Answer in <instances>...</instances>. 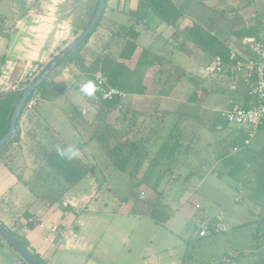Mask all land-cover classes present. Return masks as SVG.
Masks as SVG:
<instances>
[{"label": "rangeland", "instance_id": "1", "mask_svg": "<svg viewBox=\"0 0 264 264\" xmlns=\"http://www.w3.org/2000/svg\"><path fill=\"white\" fill-rule=\"evenodd\" d=\"M96 4V0H0V40L7 38L2 32H7L14 25L9 24L10 20L14 22L22 12L32 11L37 16L29 17L27 25H40L48 31L50 38L47 47L51 44L52 36H58L59 45L52 51L50 58L82 32ZM217 6L220 8L203 4L198 8L197 20L210 27L218 39L231 46L236 40L230 34L229 17L232 11H235L237 19L244 22L245 26L249 25L255 14L264 23V0H222ZM217 11H225L228 17L218 15ZM39 15L48 20L38 18ZM181 22L179 26L181 24V28L187 30V23ZM131 23L127 11H110L105 8L99 26L78 58L88 65L103 53L117 57L122 43L113 33ZM75 28L78 30L77 36L73 34ZM164 28H167L166 25ZM169 30L158 29L153 35L147 33L141 25L138 27L140 34L137 38L139 46L165 60L170 58V65L163 63L166 71L170 69L164 87L162 82L166 76L156 79L154 87V80L147 78L143 94H127L120 100L125 105L124 109L129 107L130 110L143 113L137 124L144 120L142 137L152 141L147 146L148 153L154 157L157 154L159 158V148L166 141L168 133L173 131L175 140L180 142L176 154L178 160L175 159L169 169L161 158L154 178L144 184L137 177L129 175L132 170L129 166L126 170L114 169L105 150L96 142L90 143L89 150L93 156L89 158L88 165H97L94 176L100 188L98 201L107 203L114 215L107 219L112 221L113 233L123 232L128 239L124 247L120 245L121 251L115 253V262L121 256L122 264H264V224L256 222L255 202L250 196V188L255 189L257 186L247 183L254 168L264 177V149L254 152L247 149L248 145L231 153L239 129L226 123L219 114L230 93V80L217 75L205 76L204 67L210 61L209 56L191 49L190 45L182 51L177 49L175 43L168 42ZM172 41L177 43L174 39ZM157 64L152 65V73L158 70ZM178 68L186 73V77L179 76L176 71ZM62 69L63 65H59L56 71ZM38 70L39 66L37 74ZM67 71V79L57 76L59 85L51 87L49 91L56 92L58 96L56 106L64 110L70 108V111H80L87 104L82 103L81 106L78 93L73 88L78 72L72 65L67 67ZM12 86L0 91L11 90ZM60 89L66 90L64 94L61 95ZM190 93L195 95L194 101L188 100ZM90 115H84L78 121L81 133H87L82 126L88 128L89 138L94 133V125L87 123L92 120ZM263 139L264 135L261 136V131H257L249 143ZM186 155L190 157L188 161L185 160ZM217 155L223 157V160H218ZM86 156L88 158L90 154ZM82 158L87 161L86 157ZM142 161V167H148L147 160ZM189 171L193 174L186 179ZM45 183L48 185L50 181L46 180ZM85 183L81 182L82 185ZM154 184L160 193L158 198L152 189ZM260 186L264 187L263 182ZM147 200L152 201V206H145V214L152 211L155 220L147 215H116L132 205L142 207V203ZM200 229L205 231L204 237L198 236ZM1 241L6 249L0 250V261L14 264V257H18L19 253ZM71 253L65 250L54 252V260L63 263L68 257L74 258Z\"/></svg>", "mask_w": 264, "mask_h": 264}, {"label": "crops", "instance_id": "2", "mask_svg": "<svg viewBox=\"0 0 264 264\" xmlns=\"http://www.w3.org/2000/svg\"><path fill=\"white\" fill-rule=\"evenodd\" d=\"M200 1L202 4H211L212 7L220 8L217 5L222 0ZM173 2L180 5L182 0H173ZM137 5L138 0H106L105 8L110 11H127L129 14L136 10ZM27 12H22V15L18 16L14 22L10 20L9 24L14 23V25L7 32H2L8 39L4 36L5 39L0 40V90L17 85L18 82L33 74L36 76L38 66L46 65L50 61V54L59 45L58 36L55 34L52 36L50 46L47 47V41L50 38L48 31L43 30L40 25H27L29 17L37 16L32 14V11ZM38 18L48 20L40 15ZM182 20L189 26L187 17ZM144 23L149 28L147 30L143 26L147 33L151 32L153 35L158 29H170L168 42L175 43L174 46L177 48V43L170 37L172 29L168 26L164 28L165 25L163 26L152 12L145 13ZM141 25H137V31ZM178 29L183 32L185 30L181 28V24L178 25ZM138 33L140 34L139 31ZM86 46L87 44L84 47ZM166 59L171 62L170 58ZM67 72L62 74L60 70V75L67 79ZM52 83L54 87L59 85L58 77L53 78ZM65 91L59 90L61 95ZM55 93L50 91L45 99L40 97V101L33 109L25 107L22 110L17 121L19 140L12 143L0 157V225L19 236L45 264H122L121 256L116 259V262L114 257H116L115 253L118 254V251H121L120 245L124 247L128 239L123 232L113 233L112 221L109 222L107 219L114 215L107 203L98 201L100 188L94 176L97 165H88L89 158L93 156L89 150L92 142L89 138L90 132L87 131V127L82 126L87 133H81L78 124L79 119L84 115L91 113L89 117L93 118L94 108L89 101L92 97L84 100L78 94L81 106L85 103L87 107H82L80 111L74 109L70 111V108L64 110L56 106L58 96ZM247 102V96L241 91L230 90L223 109L233 105H247ZM257 131H261L263 136L264 124ZM237 133L232 146L237 144L236 141L242 136L240 130ZM147 142L149 145L152 141L147 139ZM68 147L77 150L78 154L74 159L69 160L57 153V148ZM247 149L254 152L264 149V139L260 142L256 140L254 143L251 141ZM87 153L90 154L88 158ZM82 157H86L87 161H84ZM185 158L188 161L190 157L186 155ZM217 159L221 161L223 157L217 155ZM228 159L229 157L226 160ZM80 166H86V168L95 166V168L92 173L84 175L76 184L69 186L67 178L78 176ZM173 168L175 169L174 166ZM257 172L259 171L255 168L250 172L247 183L257 186L255 189L250 188V196L255 202L253 204L256 222L264 224L262 221L264 187L260 186L262 182L264 184V177ZM192 174L193 172L189 171L186 179ZM46 180L50 181L48 185L45 183ZM83 181H86L87 187L81 184ZM134 207L135 205L124 208L116 215L132 216ZM136 208L139 212L135 214V217L147 215L143 206H136ZM147 216L152 219L149 215ZM39 222H43L46 227L40 228L37 225ZM52 224L58 226V231L54 244H49L45 238L49 234L47 228ZM5 249V245L0 241V250L5 251ZM60 250L72 252L74 258L68 257L63 263H59L58 259L54 260V252ZM14 260V264H21L17 262V258L14 257ZM0 264H9V262L3 260ZM133 264L136 263L133 262Z\"/></svg>", "mask_w": 264, "mask_h": 264}, {"label": "trees", "instance_id": "3", "mask_svg": "<svg viewBox=\"0 0 264 264\" xmlns=\"http://www.w3.org/2000/svg\"><path fill=\"white\" fill-rule=\"evenodd\" d=\"M202 5L203 4L200 0H182L180 5H176L173 0H138L136 10L129 12V16L133 21L132 24L128 27H121L118 31L113 33L122 43L119 55L117 57H112L107 53H103L97 56L90 64L86 65L78 57L90 36L100 24L106 7L105 0L103 12L92 33L80 46L66 57L60 65H63V68L72 65L77 69L78 73L74 78L73 88L84 100H87L88 97L80 92V85L87 80H92L95 83V76L97 74L106 78L109 86L118 89L125 95L143 94L146 90L144 81L147 78L154 80L152 82V87H154L156 79L160 78L162 75H164V77L166 76L165 81L162 82V87H164V84L167 82L166 80L169 78L168 74L170 69L166 71V68H163V63L166 62L168 65L171 63L169 60H165L164 57H159L158 55L153 54L149 49L137 44V38L139 35L136 30L137 25L142 24L147 30L149 29L144 23V17L147 11L152 12L157 18H159L161 23L172 29L170 37L176 41L178 40L177 49L182 51L190 45L191 49L203 52L205 55H208L210 59L220 56L227 61L231 52L234 51L235 48H240L241 41L244 38L257 37L259 34L264 33V23L262 20L258 19L256 14L252 21H250L249 25L245 26L244 22L237 19L235 11H232L231 17H229L231 21L230 34L234 36L236 40L233 46H231L218 39L210 27L208 28L199 23L197 20V17L199 16L198 8ZM217 14L228 17L225 11H217ZM185 17L189 19V28L183 32L178 29V25ZM85 26L86 25H84L82 29H84ZM73 34L75 36L78 35V30L76 28L73 30ZM61 51L62 50L59 49L57 54ZM57 54L51 55L50 59H53ZM157 62L158 70L152 73V65ZM44 67L45 65H39L38 71L40 72ZM176 71L181 78L186 77V73L181 69L178 68ZM59 75L60 71H56V69L50 73L28 101L37 95L42 99H45L50 93V88L54 87L52 79ZM33 78L31 77L20 81L15 90L0 91V138L8 129L13 107L22 90ZM242 89V83L238 81L237 90L235 91H241ZM92 98L93 100L90 101V105L94 108V116L90 121V125H94V133L90 137V140L98 143L105 150L106 155L111 159V166L114 169L126 170L129 166V169H132L130 170L129 175L131 177H137L140 183L144 184L150 183L152 178H154L156 169L160 165L161 158L170 169L180 147V142L175 140V136L172 133L173 131L168 133L166 141L159 148L158 155L160 154V157L158 158L157 154L154 157L148 153V142L142 137V123L144 120H140L139 124H137L140 115H143V113L140 114L134 110H130L131 108L129 107L124 109L125 105L117 97L113 100H103L100 95L95 92ZM188 100L194 101L195 95L190 93ZM247 105L244 104L242 107H247ZM240 139H238L236 143H238ZM18 140L19 130L16 123V133L0 148V157L12 143L17 142ZM143 159L147 160L148 167H142L144 162L142 161ZM94 168L95 166H88L87 168L86 166H80L78 176L76 175L73 178H67L68 185L72 186L76 184L84 175L92 173ZM152 189L154 194L156 193V198H158L160 193L156 190L155 184L152 185ZM151 203V200H147L142 203V206L144 208L146 205L152 206ZM138 212L139 211L135 206L132 209L131 214L135 215ZM148 215L155 220L152 211H150ZM262 221H264V217L262 218ZM7 232L21 242L40 264H45L38 255L28 248L27 244L19 236L9 230H7ZM0 239L5 241L2 237H0ZM7 245L12 247L9 243H7ZM16 258L17 262L21 264H29L20 254ZM262 262H264V255L262 257Z\"/></svg>", "mask_w": 264, "mask_h": 264}, {"label": "built area", "instance_id": "4", "mask_svg": "<svg viewBox=\"0 0 264 264\" xmlns=\"http://www.w3.org/2000/svg\"><path fill=\"white\" fill-rule=\"evenodd\" d=\"M67 68L61 70L62 74ZM204 75H217L227 77L230 82V90H237L238 81L242 83L241 92L248 98L247 107L233 105L219 111L221 118L228 124L237 126L241 131V139L231 149V153L249 145L257 130L264 124V33L257 37L244 38L240 48L231 52L228 60L217 56L204 67ZM97 93L103 100L123 99L125 94L118 89L108 85L106 78L97 74L95 76ZM17 85L12 86L15 90ZM39 96H34L24 107L33 109ZM85 112H83L84 114ZM40 228L46 227L43 222L37 224ZM48 236L45 241L54 244L58 226L52 224L47 228ZM206 233L203 229L198 231V236L203 237Z\"/></svg>", "mask_w": 264, "mask_h": 264}, {"label": "water", "instance_id": "5", "mask_svg": "<svg viewBox=\"0 0 264 264\" xmlns=\"http://www.w3.org/2000/svg\"><path fill=\"white\" fill-rule=\"evenodd\" d=\"M105 0H97V4L93 15L91 16L89 22L82 30V32L69 43L59 54H57L53 59H51L45 67L30 81V83L22 90L16 104L13 107L8 129L6 133L0 138V148L8 142V140L16 133V123L17 120L26 104L28 99L36 91L39 85L52 73L60 63L68 57L78 46H80L84 40L92 33L97 22L99 21L101 14L104 9ZM0 237H2L7 243H9L12 248L15 249L23 258L27 260L29 264H40L31 254V252L15 237L7 232L0 225Z\"/></svg>", "mask_w": 264, "mask_h": 264}, {"label": "clouds", "instance_id": "6", "mask_svg": "<svg viewBox=\"0 0 264 264\" xmlns=\"http://www.w3.org/2000/svg\"><path fill=\"white\" fill-rule=\"evenodd\" d=\"M96 91V84L92 80L84 81L80 85V92L86 97H92ZM57 153L69 160L74 159L78 154L77 150L73 147L57 148Z\"/></svg>", "mask_w": 264, "mask_h": 264}]
</instances>
